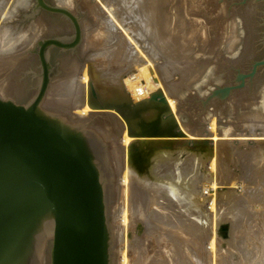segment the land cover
I'll return each mask as SVG.
<instances>
[{"label":"rangeland","instance_id":"374dc122","mask_svg":"<svg viewBox=\"0 0 264 264\" xmlns=\"http://www.w3.org/2000/svg\"><path fill=\"white\" fill-rule=\"evenodd\" d=\"M46 1L50 5L57 4L56 3L57 0H46ZM177 2H179L181 5ZM30 3L31 4H29V9L31 12L35 5V1L30 0ZM90 6L92 7V4L90 3L89 0L88 1L71 0L70 6L69 7L66 6L65 8L71 11L81 20L83 27L85 25H88L89 27L92 26L94 28L101 29L104 26L102 22L103 20L102 18H100L98 14L95 13L92 14L91 12L92 8ZM139 6L141 7L140 12L142 10L143 12L145 11L151 12L153 11V9H155V11L159 12L160 19L167 21L169 15L170 18H173L176 21V24L173 27V29L175 30L173 32L174 34L171 33L170 36H168L169 39H165V43H159L157 40H155V38L151 36V33H149V31L147 33L145 27L141 26V24L137 25L136 23H134L133 25L132 21H129L128 19L125 21V24L126 26L131 27L130 36H134V35L136 37L140 36V39L142 36V40H144V44H147L152 47L151 53L152 56L154 57L153 61L154 60L155 62L157 61L155 63L154 69L156 71V75L159 81L160 82L162 81L161 83L163 84L167 83L165 85L169 86V88L171 89H172V84L182 87L180 93H184L186 95L181 98V101H179L181 102L179 117L181 115L180 117L181 123L183 125L185 124L184 126L187 129L189 128L191 130L190 131L188 129L190 132L196 133L198 131V130L196 131V128L199 129V127L202 130H205V128L210 123V121L213 118H215L216 119L215 121H217L216 122L217 129L221 130L222 133H225L227 132L228 129L234 128L235 125L237 126L238 124L240 125V123H243V121H245L244 118H246L245 116L249 115L252 111L253 112L251 113V115L252 114L256 115L257 111L259 112V109L260 111L261 109L264 110V97H263L264 72H259L258 76L254 79L252 84L247 83V85L244 88L233 91L232 95L225 101L214 102L212 105L210 104L206 107L203 105L202 102L207 98L208 95H210V90L214 89L213 85H218L220 87L226 85H233V80L237 75L236 70L240 69V71L242 72H247L252 62L259 60L264 56V45L262 43V39L264 37V28L262 27V17H263L262 12L264 11V5L248 3L247 5L242 6L240 5V2L238 0H142ZM246 11L248 12V14H246L247 13ZM129 12L132 15H128V16L134 18L133 15L134 11H129ZM124 14L126 13L124 12ZM19 15L20 14L17 13L16 19L18 18L17 16ZM41 15H39L35 20H30V22H33L36 21L39 17L45 19L43 24H41L42 28L40 27L41 29H43V31H41L42 33L40 32V34L39 33L36 34L34 38V43L32 44L33 46L30 47L32 49L30 50L31 52L29 54V59L27 60V62L20 61V63L17 66H15V68L13 67L14 69L12 68L10 69V71L7 70L6 72L4 70V72L0 75V85H1L0 97L4 100L13 101L18 105L26 106L33 98L35 92L38 89L41 69H40L38 56L36 54H33V51L35 50V46H38V42L46 38H59V37L64 38L66 40H70L74 35L73 25L70 22V20H68L67 18L56 15H50L45 12L42 13ZM137 15L138 14H136V16ZM171 15H173V17H171ZM21 22L22 23L19 22L20 27L18 26L17 28L18 32H20L21 30L25 31V29L30 23L29 21L27 22L24 21V18H22ZM238 27L242 33L239 32L240 30H236ZM101 30H103V28ZM233 30L236 31L235 36L237 39L235 38L236 45L233 48L234 50L230 51L225 46V44L227 42V38H230L231 32ZM248 32L250 33L249 34L250 36L248 35ZM85 36L86 34L84 33V40L87 41L86 42L83 41L82 46H80L76 50H68L62 52L59 49L52 48L49 51V59L53 68V74H52L50 92L46 99L47 101H45L44 109L47 111L59 113L64 117V119L68 121L71 120L75 121V118L70 114L71 113L70 109L66 108L65 105H61L62 103H60L61 101L58 97L59 94L58 91L61 83H63L62 80H64L66 74L69 73L71 65L74 64V61L79 60L78 62H80L82 66L80 75H78L80 77L82 76V74H84L83 72H85L87 68H88L87 69L88 72L91 71L89 65L90 63L88 59H90L91 56L97 55L99 52L101 54L102 47L100 45L103 42L102 37H100L97 33L94 36V40H97L99 45L98 49H96V48H91L89 47V45H87V42L90 39L89 36L91 37V35L89 34L88 36H86L87 38ZM245 38H248L247 41L249 44L247 43ZM242 42L244 43L242 44ZM168 44H173L169 48V50L167 46ZM245 47L248 48L247 51H245L246 49ZM245 52H247L248 55ZM227 53L229 54V57L227 56ZM241 54L243 56L244 54L246 55L242 57ZM236 56H238V58H236ZM155 57L157 58L155 59ZM121 58L122 56L115 54L114 56L111 57V59L110 58L106 59L104 61L105 62L104 71L107 70L108 68L110 70L111 75H113V73H116L118 69L121 68L124 69L126 67V62L123 61V58L122 59ZM150 61L152 60L150 59ZM235 61L237 63H235ZM157 63L160 66V69L156 68ZM202 69L204 71L203 75H202ZM94 70L98 71V69L96 68ZM133 72L136 75V76L133 75V77H136L135 81H138L140 86H147L148 82L145 79V77H143V74L138 72L135 73V71ZM8 74L10 75V77ZM200 75L202 76L200 77ZM127 76L129 75L126 74V78L131 77V76L129 77ZM198 83L199 85H197ZM187 84L188 85L190 84V86H187ZM196 85L197 87H195ZM54 87L57 89H55ZM132 93L133 92L131 90L127 92L128 97L130 99H132L131 97H134V93L133 94ZM174 95L177 96L179 95V93ZM250 99H252L253 101L251 100L250 102ZM73 100L74 97L70 99V101ZM85 100L87 101L85 97H82L81 100L82 106L86 105ZM254 105L255 107H253ZM235 107L237 108V110ZM102 111L103 113L105 111L104 113L105 115L102 113ZM109 111L110 110H107V108L100 109V111L98 110V112L96 113L103 114V120L101 119V121L96 122L95 125L93 124L94 126H96V124L98 125V123L101 125V126L99 125L100 127L98 128L99 130L97 131L100 133H98L97 135L100 138L101 142L103 143L104 159L106 161L103 160V163L100 162V167L102 170H104V173H106V175L111 176L109 177V182H110L109 202H108L109 206L107 205L109 212L108 213L109 223L112 224L113 222H116V219L118 218L121 221V223H123L122 221L123 211L125 210L130 211V212H126L127 217H129L128 218L129 225H127L126 227L122 225L120 232L118 226L116 227L118 231L111 228L112 225L110 227L111 236L114 245L113 252H114V261L116 262L115 264H124L123 263L124 259L121 253V249L123 250L126 249L127 254L131 257L130 258L127 255L125 264H129V263L130 264H173V259L176 260L178 259L177 264H185V260L183 258L187 257L190 260H194L193 256L191 254L190 256L188 255L185 256L183 253H180L179 256L178 251L185 252V254H189L190 251H192V250L188 251L189 246L192 247L194 252L197 250V254H198L197 257L198 260L201 261V263L212 264V257H210L211 255H208V257L206 256L204 250L205 247L202 246L200 243V241H202V239L205 238L206 236L204 235L202 236V234H200L199 236V234L197 233L194 235H188V232H186L185 229H181L182 231H179V229L183 225L185 228H187L189 225H193V229L197 230L198 228H196V226H198L202 217H205V214L210 212L212 214L213 213L218 214L215 215L214 217L215 219L216 218L218 219L221 211L220 208H222L223 206L227 207L228 205L225 206L226 204H228L227 201L225 199H221V197L218 198L220 200L217 199L218 201H216V204L214 206L215 210L214 212H212V210L210 209V205L208 206L207 204L208 202H210L209 197L212 195V191H211L212 185L210 182H207L206 180H204L205 183L204 181H202V183L201 181H199L197 184L198 186L197 188L199 189V193L201 191L202 196L204 195L206 196L205 199L207 201L205 205L202 206V208L201 207L196 208L194 206V201L192 199L189 200L185 192L181 191V193H179V195L181 196L178 195V191L174 190L175 186L174 185L172 186L171 185L172 183L171 184L169 183L170 181L172 182V177H171L169 178L170 181L167 180V182L169 181L168 183L170 185L165 183V181H163L162 182L163 185L158 192L156 191L154 193L153 190L151 189L149 191H146L147 192L146 194L140 192L136 198L132 199V203L131 201L129 202L130 205L129 203H126L124 199L126 200L128 196L130 197L132 191L131 187H129V189L127 188L128 189L127 191H125L124 189L123 192L124 191L126 192V193L124 192V194H122L123 192L119 194L118 191L115 190L116 189L115 186L117 185L116 177L118 174V169H120V173H119L120 176L118 174V182H119V178L120 179L122 178V174L125 168V152H124L125 149L121 145V139L123 138L127 130L126 129L127 126H125L126 123H124L126 119L125 116L119 112L117 113L116 111H114V113H110ZM72 112H75V109H73ZM247 112L249 114H247ZM237 118H240L242 121L241 122L237 121ZM233 120L234 122H232ZM190 122H192L191 123L192 125L190 124ZM191 144L190 145L187 144L188 146H185V148L187 150L194 149L195 147ZM248 154L249 152L247 151L246 153L243 154L244 156L236 158L235 163H233L234 166L232 165V167H230L231 169L228 168V170L225 169L224 171V173L226 174L228 173L230 179L229 180L230 182L229 181L227 182L231 183L232 185L226 184L223 185V187L229 188L233 186L234 187L233 197H235V199H245V197H247V200L249 199V202L252 201L251 199H253L255 202L252 203L253 205L252 206L250 205L251 207L249 206V208L248 206L246 207L245 203H242L238 208H236V210L240 213L242 212L243 215V219L241 221L242 224H240L239 228L236 229L237 234H233L234 231H232L233 227L232 224L230 223L231 221L230 222L223 221L222 224L221 222L218 221L217 225L219 226L216 227L215 234H217L216 236L218 241L221 244L224 243L222 244L223 247L221 249V251L223 252H220L222 254L224 253V255L222 256L224 258V260H222L224 264H230V262L232 264H250L248 260L254 256L256 257V259L259 258L257 260H260V263L262 262L264 264V173H263L264 168H262V170L259 168L258 169L253 168V170L250 169L249 171V169L247 168L249 167L250 162L252 160L250 159L251 155ZM159 160L161 159H157L155 161L156 162L158 161L157 163L160 164L162 163V166H164L163 164L164 162ZM209 160L210 159L208 157V159H206V164H205L206 170L210 168ZM155 161L153 160L152 162H150V165L148 164L147 166H145V169L150 175H152L153 170L155 171L156 168L158 169V167L159 168L162 167L160 164L155 165L156 164ZM187 161L188 160L184 156L183 161H181V164H177V165L175 164L178 168L180 167L179 171L183 169V172L185 173H179L177 171V174L180 175L183 174L185 179L187 176L185 175L186 170L187 171L193 170V166L195 165L194 163H188ZM260 161L261 159H259V162L257 160V163H261ZM246 170L248 171L246 172ZM152 178H160V176L155 174L152 176ZM199 184H201L202 187ZM247 192H249L250 195L247 194ZM175 194L177 198L174 197V199H176L175 200L176 203L174 204V202H169L167 200L168 199L167 196L169 195L173 196ZM122 196L125 198H122ZM185 197L186 199L184 200ZM140 203L142 205H144L145 203L147 204L143 206L144 207L143 212L146 215L140 216L141 218L138 217L139 215L137 213V204L141 205ZM131 205L132 207L129 208ZM134 207H136L135 208L136 210L134 209ZM130 209H134L135 211H132ZM157 214L162 215V217H159ZM131 220H133V222H136V229H134L135 233L131 229L132 226L130 227ZM173 220H175L176 223H174ZM179 224H181L180 227ZM246 225L248 226V228ZM123 228H124L123 230L124 233L122 232ZM208 228L209 227L207 226V229ZM211 230L213 231L212 228ZM212 231L209 232L210 236L213 233ZM118 232L123 233V236H121ZM210 240L207 241V244L209 243ZM178 244L180 245V249H178L179 248V246H177ZM236 246H240L244 251L240 254H237ZM49 247H50V236L48 235V238H46V242L44 243L42 257L40 259L41 264H49V258H48ZM200 249H202V251ZM172 251L173 253H171ZM174 253H176V255ZM140 255L143 258V262L142 261L140 262L139 259ZM219 259L221 258L219 257ZM199 261L195 262V264H199Z\"/></svg>","mask_w":264,"mask_h":264},{"label":"bare ground","instance_id":"6f19581e","mask_svg":"<svg viewBox=\"0 0 264 264\" xmlns=\"http://www.w3.org/2000/svg\"><path fill=\"white\" fill-rule=\"evenodd\" d=\"M74 1H76V0H74ZM89 1L92 4V7L90 6L92 8V10H91L92 14H94V13L98 14L100 16V18H102L103 21L102 20L101 21L103 22L104 26L102 27L103 30H101L102 29L101 27H100L101 29H97V28H94L92 26L89 27L88 25H85L83 27L82 22H81L82 30H83V34L85 33L86 36H88L89 34L91 35V37L89 36L90 39L87 42V45H89V47H91V48L98 49V46H99L98 41L94 40V36L96 35V33L100 37H102V39H103L102 44L103 45L102 44L100 45L102 47L101 54L99 52L97 55L91 56L90 59H88V61L90 63L89 65H90L91 71L88 72V70H87L88 68H87L85 70V72H83L84 74H82V76H80V77L78 75H80V71L82 69V66H81L80 62H78L79 60L74 61V64L71 65L69 73L66 74V76L64 77V80H62L63 83H61V85L59 87L58 97L61 101L60 103H62L61 105H65L66 108L70 109V111H71L70 114L75 118V121H79V122H82V121L88 122L93 118L95 119V123L98 121H101V119L103 120V114L105 113V111H104V113L102 111L103 114L96 113V112H98V110L100 111V109H106V108H107V110H110L109 111L110 113H114V111H116L117 113L119 112L125 116L126 121L124 119L123 120L125 121L124 123H126L125 126H127L126 127L127 130H126L123 138L121 139V145L125 149L124 150V152H125V168H124V171L122 174V178L121 179L119 178V182H118V174L120 173V169H118V174L116 177L117 178V185L115 184L116 185L115 190H117L118 193L120 194L121 192H123L124 189H125V191H127L129 189V187H131L132 191H131L130 197L128 196L126 198V200L124 199V201H126V203H129L130 201L132 203V199L136 198L140 192H142L143 194L144 193L146 194L147 193L146 191H149L150 189L153 190L154 193L156 191L158 192L163 185L162 182L165 181V183H167V184L172 183L171 185L175 186L174 190L178 191V195H179V193H181V191L185 192L187 194V198L189 200L192 199L194 201V206L196 208H198V207L202 208V206L205 205L207 200L205 199V197H206L205 195L202 196L201 191L199 193V189L197 188L198 187L197 184L199 181H201V183H202V181H204V180H206L207 182H210L212 185V187H211L212 188L211 189L212 195L209 197L210 202H208L207 204H208V206L210 205V209L212 210V212H214V210H215L214 206L216 204V201L220 200V199H218L220 197H221V199H225L227 201L228 204H226L225 206H227V205L228 206L227 207L223 206L222 208H220L221 211L219 214V218L218 219L216 218L217 220L214 217H215V215H218V214H214V213L212 214L211 212L205 214V217H202L198 226H196V228H198L197 230L193 229V225L188 226V224H187V226H188L187 228H185L183 224H182L183 226L180 227L181 224H179L180 229H179V227H178V229H179V231H182L181 229H185L186 232H188V235H194L197 233V234H199V236H200V234H202V236L203 235L206 236L205 238L202 237L203 239H202V241H200L201 245L205 247L204 250H205L206 256L208 257V255H211L210 257H212V264H218V263L224 264L222 261V260H224V258L222 257L224 255V253L223 254L220 253V252H223V251H221V249L223 247L222 244H224V243L221 244L217 239V236H216L217 234H215V229L217 226H219V225H217L218 221L221 222V224L223 221H229V222L231 221L230 223L232 224V227H233L232 231H234V233L233 232L232 233L237 234L236 229H238L239 225L242 224L241 221L243 219V215H242V212L241 213L238 212L236 210V208H238L242 203H245L246 207L248 206V208L250 205L251 206L253 205L252 203H255L253 199H251L253 202L252 201L249 202V199L247 200V197H245V199H235V197H233L234 187L233 186H231L229 188L223 187V185L231 184V183L227 182L230 179H229L228 173L226 174V173H224V171H225V169L228 170V168L232 167L233 163H235L236 158L244 156L243 154L246 153L247 151L249 152L248 155H251L250 159L252 160L247 169H249V171H250V169L253 170V168H257V169L259 168L261 170H262V168H264V162H263V160H264V153H263L264 152V110L261 109V111H260V109H259V112L257 111L256 115L255 114L251 115V113L253 111L251 113L248 111L250 114L247 112V114H249V115L245 116L246 118H244L245 121H243V123H240V125L238 124L236 126L235 124L237 123V121H239V122L242 121L240 118H237V121L234 124L235 125L234 128L228 129L227 132H225V133H222L221 130L217 129V125H216L217 121H215L216 120L215 118H213L210 121V123L205 128V130H202L199 127V129L196 128V131L198 130L196 133L190 132L191 130L188 128L190 130L189 131L184 126L185 124L183 125L181 123V120H180L181 115L179 117V112H180V107H181L180 106L181 102H179V101H181V98L186 95L184 93H180V90L182 89V87L177 86L175 84H172V89H171V88H169V86L165 85L167 83L163 84V83H161L162 81L161 82L159 81V79L156 75V71L154 69L155 63L157 61L156 62H155V60L153 61L154 57L152 56V53H151L152 47L147 45V44H144V40H142V36H141V39H140V36L139 37H136L135 35L130 36L131 27H128L125 24V21L127 19L129 21H132L133 25H134V23H136L137 25L141 24V26L145 27L147 33H148V31H149V33H151V36H153L155 38V40H157L159 43H165V39H169L168 36H170V34L175 31L173 29V27L175 26L176 21L173 18H170L169 15H168L167 21L160 19V14L158 11H155V9H153V11H151V12H149V11L143 12V10L140 12L141 7L139 5L141 4L142 0H89ZM179 2H177V3H179ZM56 3L58 5H61V7L65 8L66 6L67 7L70 6L71 0H57ZM29 4H31L30 0H0V75L4 72V70L6 72L7 70L10 71V69H12L13 67L15 68V66H17L20 63V61L21 62L22 61L27 62V60L29 59V54H27V53L29 51V48L33 46L32 44L34 43V38H35L36 34L37 33L40 34V32L43 31V29H41L42 28L41 24H43L45 19H43L42 17H39L36 21H33V22H30L28 20L30 23L27 26V28L25 29V31L24 30L23 31L21 30L20 32L17 31V28H18L19 22H20L19 18H21L23 16L24 20L27 22V18L30 15ZM173 4H174V2H173ZM129 11H134V13H133L134 18L128 16V15H132V14H130ZM122 12H123V14H122ZM124 12L126 14H124ZM17 13H19L20 15L17 16L18 18L16 19ZM21 13H22V15H21ZM136 14H138V15L136 16ZM246 14H248V12ZM171 17H173V15H171ZM229 21H231V20H229ZM233 22H235V21H233ZM247 25H246V27H247ZM236 30H240L239 27ZM228 32H229V30H228ZM239 32H241V30ZM249 34L250 33L248 32V35ZM235 35H236V31L233 30L231 32L230 38H227V42L225 44V46L230 51L234 50L233 48L236 45L235 40L237 38ZM245 39L247 41L248 38H245ZM86 41L84 40V42H86ZM187 42H186V44H187ZM243 43L244 42H242V44ZM247 43H248V41H247ZM172 45L173 44L167 45L168 50ZM89 47H87V48H89ZM247 49L248 48H246L245 51H247ZM239 51H240V49H239ZM245 53L248 55L247 52H245ZM115 54L122 56L123 61L126 62V67L124 66L125 67L124 69L123 68L118 69L116 71V73H113V75H111L110 70L108 68H107V70L104 71V67H105L104 61L106 59H109V58L111 59V57L114 56ZM246 54H244V56ZM188 55H190V54H188ZM227 56L229 57L228 53H227ZM231 56H233V55H231ZM244 56L242 55V57H244ZM156 58L157 57H155V59ZM236 58H238V56H236ZM150 59L152 61H150ZM74 60H75V58H74ZM93 63H94V65H93ZM235 63H237V62L235 61ZM160 64H162V63H160ZM231 64H232V62H231ZM119 67H121V66H119ZM95 68L98 69V71L94 70ZM156 68L160 69V66L158 65V63L156 64ZM204 70H205V67H204ZM133 71H135V73L138 72V73L143 74V77H145V79L148 82L147 86H140L139 82L135 81L136 77H133V75H135ZM203 72L204 71L202 69V75H203ZM126 74L131 76V77L126 78ZM199 74H201V73H199ZM138 75H140V74H138ZM202 75H200V77ZM129 76H127V77H129ZM9 77H10V75H9ZM197 85H199V83ZM197 85L195 87H197ZM187 86H190V84L189 85L187 84ZM55 89H57V88H55ZM129 90H131L134 93V97H131L132 99H130L128 97L127 92ZM177 93H179V95L175 96L174 94H177ZM72 97H74V100L70 101V99H72ZM82 97H85V99H87V101L85 100L86 101L85 106L81 105ZM186 99H188V98H186ZM251 100L252 99H250V102H251ZM245 102H246V100H245ZM254 102H256V101H254ZM261 102H263V101H261ZM182 105H183V103H182ZM240 106H241V104H240ZM250 106H252V105H250ZM253 107H255V105ZM247 108H248V106H247ZM259 108H262V107H259ZM73 109H75V112H72ZM244 109H245V107H244ZM56 110H57V108H56ZM236 110H237V108H236ZM63 111H64V109H63ZM241 111H242V109H241ZM184 112H187V111H184ZM110 115H112V114H110ZM232 122H234V120ZM95 123H94V125H95ZM191 123L192 122H190V124ZM91 125H93V124H91ZM99 125L100 124L98 123V125L96 124V126L93 127L96 131V134L100 133V132H97L99 130L98 128L101 126V125L100 126ZM197 126H199V125H197ZM256 127H258V128H256ZM193 129H194V127H193ZM256 130H258L259 132ZM113 144H115V143H113ZM187 144L193 145L196 149L194 148V149H188L187 150L185 148V146H188ZM184 156L188 160L187 161L188 163H194L195 164L193 166V170H189V171L186 170V174H185V175H187L186 179L183 176V174L182 175L177 174V171L179 173H185V172H183V169L181 171H179L180 167L178 168L176 166L177 164H181V161H183ZM208 157L210 159L209 160L210 161V163H209L210 168L206 170L205 164H206V159H208ZM157 159H161L159 161L164 162L163 164L166 167L162 166V163L161 164L157 163L158 161L157 162L155 161ZM259 159H261V161H260L261 163H257V160L259 162ZM153 160L156 162V164L154 163L155 165L160 164L162 167L159 168L157 166L158 169L156 168L155 171L153 170L152 175H150L147 172V170L145 169V166H147L148 164L150 165V162H152ZM238 167H241V166H238ZM208 170H210V171H208ZM247 171L248 170H246V172ZM155 174L159 175L160 178H152V176ZM248 174H250V173H248ZM114 175H116V174H114ZM220 175H222V176H220ZM119 176H120V174H119ZM171 177H172V182L169 180V178H171ZM163 179H165V180H163ZM167 180H169L170 182L168 181L169 182L168 183ZM261 180H263V179H261ZM204 183H205V181H204ZM199 185H201V184H199ZM201 187H202V185H201ZM163 189H165V188H163ZM124 192L122 194H124ZM128 193H130V192H128ZM247 194H249V192H247ZM123 196H122V198H125ZM179 196H181V195H179ZM183 196H185V195H183ZM150 197H152V196H150ZM174 197L177 198L176 194L173 196L169 195V196H167V198H168L167 200L169 202H174V204H175L176 199H174ZM159 198H160V196H159ZM142 199H144V198H142ZM185 199H186V197L184 198V200ZM142 202H144V201H142ZM129 205H130V203H129ZM145 205H147V204L146 203L144 205L137 204V213L139 215V216L138 215L137 216L139 218H141L140 216L146 215L143 212L144 211L143 206H145ZM131 207H132V205L129 208H131ZM219 207H217V208H219ZM127 208H128V206H127ZM135 208L136 207H134V209ZM134 209H130V210L135 211L136 209L135 210ZM126 212H130V211H128V210L123 211V220H122L123 223H121V221L118 218V219H116V222H113L111 224L112 225L111 228H113L114 230H117L116 227L118 226L119 227L118 229L120 232L122 225L125 227L127 225H129L128 224L129 223V219H128L129 217H127ZM117 215H116V217H117ZM157 215L159 217H162V215H159V214H157ZM136 219H137V217H136ZM173 222L176 223L175 220H173ZM247 223H249V222H247ZM207 226L209 227L208 229H207ZM130 227H131L132 231L135 233L134 229H136V222H133V220H131ZM137 227H138V225H137ZM124 228L122 229V232H123ZM211 228L213 229V231L211 230ZM247 228H248V226H247ZM211 231L213 233L210 236L209 232H211ZM123 233H119V234L121 236H123ZM208 235H209V237H208ZM210 237H211V240H210ZM207 239L210 240L208 244H207V241H208ZM219 240H220V238H219ZM127 242H128V240H127ZM243 242H241V243H243ZM189 245H191V244H189ZM177 246H179L178 249H180V245L178 244ZM189 250H192V251H190L189 254H185V252H179V251H178V254H179V256H180V253H183L185 256H187V255L190 256V254H191L193 256L194 260H190L187 257H185L183 259L185 260V264H195V262L199 261L198 257H197L198 256L197 250L194 252V250L192 249L191 246L188 247V251ZM200 250L202 251V249H200ZM243 251L244 250L240 246H236V253L237 254H240ZM121 253H122L123 259H124L123 263L125 264L126 259H127V255H128L126 249L125 250L121 249ZM171 253H173V251ZM174 254L176 255V253H174ZM218 255L221 259H219ZM139 259H140V262L141 261L143 262V258L141 257V255H140ZM257 259H259V258H257ZM257 259L254 256L251 259H249L248 261L250 262V264H263L262 262L260 263V260H257ZM177 262H178V259L177 260L173 259V264H177ZM199 264H203V263H201V261H199ZM230 264H232V263L230 262Z\"/></svg>","mask_w":264,"mask_h":264},{"label":"water","instance_id":"95a60500","mask_svg":"<svg viewBox=\"0 0 264 264\" xmlns=\"http://www.w3.org/2000/svg\"><path fill=\"white\" fill-rule=\"evenodd\" d=\"M34 1L27 21L44 12L65 17L74 35L38 42L33 54L41 74L26 106L0 97V264H41L48 235L49 264H115L108 215L111 176L100 167L104 147L91 125L95 119L68 121L44 109L53 74L49 51L82 46L81 20L57 4ZM238 1L264 5V0ZM262 16L264 28V11ZM236 72L233 85H213L202 101L205 107L252 84L264 72V56L247 72Z\"/></svg>","mask_w":264,"mask_h":264},{"label":"flooded vegetation","instance_id":"af4514ba","mask_svg":"<svg viewBox=\"0 0 264 264\" xmlns=\"http://www.w3.org/2000/svg\"><path fill=\"white\" fill-rule=\"evenodd\" d=\"M24 18V17H23ZM19 21H20V23H21V21H22V19L20 20V18H19ZM25 21V20H24ZM26 23V22H25ZM37 46H35V48H36ZM32 48H29V51H28V53L27 54H30V50H31Z\"/></svg>","mask_w":264,"mask_h":264}]
</instances>
